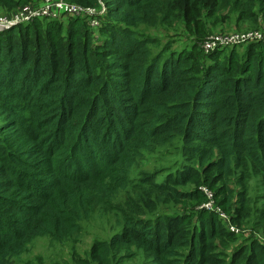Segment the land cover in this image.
I'll return each instance as SVG.
<instances>
[{"label":"trees","instance_id":"1","mask_svg":"<svg viewBox=\"0 0 264 264\" xmlns=\"http://www.w3.org/2000/svg\"><path fill=\"white\" fill-rule=\"evenodd\" d=\"M32 1L0 0V10ZM64 1L106 9L97 36L80 18L0 32V264L39 239L76 241L98 218L108 236L87 257L73 252L74 264L136 251L139 264H264L250 238L264 237V44L205 54L199 38L206 26L264 29V0ZM174 23L192 36L186 49L143 31ZM200 171L221 207L254 224L248 240L215 212L183 216L200 200L189 189Z\"/></svg>","mask_w":264,"mask_h":264},{"label":"rangeland","instance_id":"2","mask_svg":"<svg viewBox=\"0 0 264 264\" xmlns=\"http://www.w3.org/2000/svg\"><path fill=\"white\" fill-rule=\"evenodd\" d=\"M36 1L40 2L41 0H34L31 3ZM8 13L9 12L5 13L4 11L0 10V18H4ZM70 20H76V19L64 18L60 22H63V24L67 26ZM108 22L109 21H104L103 19L102 26H104V24ZM42 24L45 25L47 24V22L43 21ZM143 31L148 37H151L152 39L160 38L161 40L164 41L167 39L171 40L173 44L172 45L173 48L178 47L180 49H186L187 47H189L191 43H193V42H189L192 40L190 39L192 36L186 34L182 30L180 25L175 23L172 26L162 25L160 28L157 29L143 28ZM97 32L98 30L93 31V35L97 36ZM234 32L237 31L227 32V33H234ZM245 32H237V33H245ZM219 34H226V33L220 32L216 27L206 26L205 33L200 35L199 38L203 40L205 36L206 38H208L211 35L221 36ZM206 38L201 43L202 50H204L203 43L206 40ZM247 49L248 48L246 47H242L236 50L240 53H244L247 51ZM224 54L225 56H228L227 53ZM255 55L256 58H259L261 55H264V47L263 46L256 47ZM222 63L223 64L226 63L225 59H223ZM153 160L154 161L150 162L149 167L146 169L152 170L155 167L160 168L165 164V162H172L173 160H175V155L171 154L168 157H157L154 158ZM214 173L215 171H213L210 175H213ZM191 178L192 180L190 182L189 189L196 191L199 194L200 200L197 202L192 201V203L187 205V209H185L184 207H180L179 210L183 212V214H185L186 213L185 211H187V213L183 216H185V218H188L189 222H192L194 224L196 223L198 218L202 219L204 216L205 218H210L209 217L210 215H206L204 213L202 215V212H207V211L211 212L209 210V206H207L209 203V195H211L213 208L218 215L217 217L218 221L221 222L223 226L225 225L224 227H226V229H229L231 233L233 232L236 234V236L242 238L243 241L248 240V237L252 234L253 227H255L254 224L250 223L248 218L241 217L238 214H236L235 206L233 207L231 212H228L223 207H221L220 205L221 199L217 197L218 186L215 185L211 186L210 184L205 183L207 179V175L204 171H200L197 174H191ZM211 178L212 176L210 177V179ZM205 207L206 209H203ZM231 218H234V221ZM109 228H110V224L106 220L98 218L92 220L91 222L85 223L83 227V231L81 235L78 237V239L76 241L70 242L69 244H65V245L53 244L49 239L36 240L32 245V247L30 248L29 253L23 255L20 259H18L16 261V264H74L72 260L73 252H77L76 255H79L81 257H87L94 242L98 240H102L103 238H106L108 236ZM250 238L257 240L260 243V245H264V237L259 236L258 233L256 235H252ZM237 244L239 243L229 244L230 249L225 250L228 252L229 256L235 255L233 251L236 250V248H238ZM137 253L138 251H136V254L128 260H124L122 262L106 263V264H139L142 262L143 256L142 253L140 255H137ZM238 254L239 252L236 255ZM241 261L242 260H240L239 263ZM95 264H99L98 261H96Z\"/></svg>","mask_w":264,"mask_h":264},{"label":"built area","instance_id":"3","mask_svg":"<svg viewBox=\"0 0 264 264\" xmlns=\"http://www.w3.org/2000/svg\"><path fill=\"white\" fill-rule=\"evenodd\" d=\"M106 9L102 6L99 10L92 7H84L64 0H42L22 6L0 18V32L11 30L20 24H27L37 19L53 21L64 18H80L87 20L93 31L101 27V19L105 16ZM221 36L211 35L203 43L206 54L221 51L236 46H246L251 43L264 44V29L253 30L245 33H226ZM209 210L213 208L212 196L209 195ZM206 206V207H207ZM203 208V209H206ZM217 213V212H216Z\"/></svg>","mask_w":264,"mask_h":264}]
</instances>
